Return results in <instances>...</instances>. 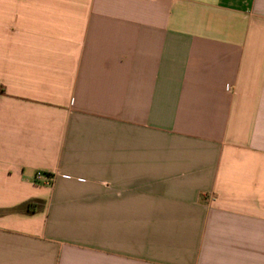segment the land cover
<instances>
[{"label": "crops", "instance_id": "obj_1", "mask_svg": "<svg viewBox=\"0 0 264 264\" xmlns=\"http://www.w3.org/2000/svg\"><path fill=\"white\" fill-rule=\"evenodd\" d=\"M0 264H264V0H0Z\"/></svg>", "mask_w": 264, "mask_h": 264}, {"label": "built area", "instance_id": "obj_2", "mask_svg": "<svg viewBox=\"0 0 264 264\" xmlns=\"http://www.w3.org/2000/svg\"><path fill=\"white\" fill-rule=\"evenodd\" d=\"M52 182H53V177L41 171H38L34 178V183L36 184L50 185L52 184Z\"/></svg>", "mask_w": 264, "mask_h": 264}]
</instances>
